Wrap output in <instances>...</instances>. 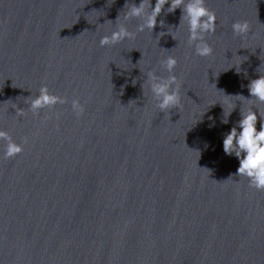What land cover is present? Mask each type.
Returning <instances> with one entry per match:
<instances>
[{"label": "water", "instance_id": "water-1", "mask_svg": "<svg viewBox=\"0 0 264 264\" xmlns=\"http://www.w3.org/2000/svg\"><path fill=\"white\" fill-rule=\"evenodd\" d=\"M140 2L0 0V130L29 138L7 160L0 141V264H264V192L223 151L241 110L260 130L264 104L248 85L264 73V0H206L217 17L208 57L170 0L153 31L101 47ZM237 20L246 37L233 35ZM169 55L182 107L168 118L143 84L149 70L169 75ZM42 85L68 103L33 115L26 99Z\"/></svg>", "mask_w": 264, "mask_h": 264}, {"label": "clouds", "instance_id": "clouds-1", "mask_svg": "<svg viewBox=\"0 0 264 264\" xmlns=\"http://www.w3.org/2000/svg\"><path fill=\"white\" fill-rule=\"evenodd\" d=\"M166 4H169V0H156L154 7L151 5V0H141L138 6L134 3H126L125 8H127V11L124 13L123 22L118 16L116 30L112 31L110 35L102 36L99 45L101 47L115 46L126 39H135L137 33L143 32L145 29L153 31L157 25V17ZM178 8L182 10L180 25H187L188 45H194L195 55L197 56H211L214 49L208 43L207 37L216 33L217 17L215 11L206 6V0H170L167 11L169 13L175 12ZM134 18L142 22L137 25L136 31L133 32L128 29L126 22ZM160 23L163 25V21ZM231 27L234 36L243 38L249 33L247 21H234ZM160 35H163V33ZM173 39L175 38L173 37ZM159 63L169 75L166 77L160 76L157 75L155 69L149 70L146 73L143 88L145 85L148 86L155 107L169 118L171 109L182 107L180 91L182 82L174 74L178 63L175 57L169 55L161 59ZM248 89L252 98L258 103L264 104V73L259 78L251 80ZM247 100L251 101L252 99ZM26 102L30 106L28 111L33 115H38L42 109L51 110L58 104H67L68 98L51 93L47 85H42L38 90V95L34 98L28 97ZM13 108L17 117H24L28 113V111L18 106ZM71 108L77 117H80L85 111L84 105L78 98L71 100ZM59 115L57 113L58 117ZM240 115L242 118L238 121L237 126L232 127L223 139V151L230 156L234 154L239 159L236 175L240 178H246L249 188L264 192V112L259 111L261 117L259 131L256 127L258 116L251 107L247 110H241ZM227 122L225 118L223 123ZM238 128L241 130L238 131ZM0 141H6L4 159L7 160L21 154L24 151V146L29 143V138L23 137L22 143H17L9 132L0 130Z\"/></svg>", "mask_w": 264, "mask_h": 264}]
</instances>
